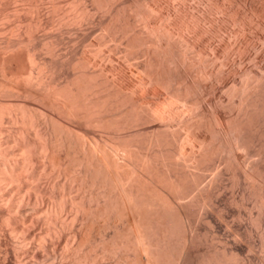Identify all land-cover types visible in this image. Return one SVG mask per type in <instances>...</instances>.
Instances as JSON below:
<instances>
[{"label": "bare ground", "instance_id": "6f19581e", "mask_svg": "<svg viewBox=\"0 0 264 264\" xmlns=\"http://www.w3.org/2000/svg\"><path fill=\"white\" fill-rule=\"evenodd\" d=\"M48 1L52 7L51 12L60 6L58 0ZM75 1L72 0L73 3ZM79 2L81 4V1L75 3ZM10 3L14 15L19 12L18 0H0V13L6 11L1 18H9L7 11ZM82 3L83 6L77 9L73 6L74 10L71 12L63 11L53 19L52 24L56 27L72 24L76 26L74 28H81L86 23L93 22V17L96 20L94 13H101V18H97L99 20L95 23L103 29L99 30L104 31L103 43L107 41L106 38L112 42L120 41L124 45L122 50L126 51L125 54L133 56L131 48L138 42L137 55L144 57V60L138 65L141 76H138L139 80L135 84L144 91L137 88L136 92H142L137 99L130 96L136 89L135 86L130 89L132 93H128L129 95L126 94L125 87L126 93L124 92V83L122 85L120 82L122 76H119L122 66L117 71L118 75L111 74L110 69L105 74L103 69L92 71V66L85 65L87 58L85 63L68 58L69 62L59 59L54 61V65H47L37 54L39 45L43 44L46 52L54 54L60 42L38 38L43 42L31 43L36 36L32 35L34 29L30 30L33 27L30 22H27L30 27L25 26L32 35L28 36L30 40L27 43L17 36L14 40L7 39L0 32V264H182L195 234L191 225L192 217L185 210L189 207L184 206L191 202L194 204L191 206L208 211L211 209L213 198H216L214 196L218 198L223 192H219L223 185V167L233 166V153L245 150L247 161L243 159V163L237 165L239 172L234 170L235 167H232L234 171L230 169L229 172H234L237 183L240 178L244 180L247 194L256 199L254 202L257 201L260 207L264 205L263 60L260 61L259 58L256 61L258 58L253 57L256 70L243 71L239 82L233 83L231 87L227 86L230 100L228 98L229 104L225 108H230L229 116L225 118L221 115L223 113L218 114L217 112H222L218 110L220 108H216L218 111L212 109V113H209L211 107L216 106H211L210 109L207 106L218 99H213L215 93L212 91L213 100L206 97L210 93L205 82L212 78L209 81L212 83L208 82V90L211 88L216 92L219 88L216 90L215 83H218L222 70L211 68V57L215 53L208 56L210 65L206 64V57L201 58L203 49H200L196 39L201 35L202 40L203 32L219 37L222 40L220 48L213 46L215 38L210 36L213 39L210 42L208 37V46L211 48L208 47V51L219 52L221 49L225 51L234 48L235 42L232 43L231 37L242 35L243 39L240 38L246 42L245 48L261 51V41L264 40L257 43L253 37L264 30V0H85ZM39 5L38 3L35 8L38 15L36 25L40 27L43 25V13ZM71 5L73 4L69 5V9L72 8ZM20 12L22 13L21 10ZM19 26L23 27V24ZM15 29L20 31L18 26ZM14 34L16 32L12 35ZM94 34L92 36L95 37ZM208 40L206 37L207 42ZM202 43L206 44L203 41L199 45ZM235 44L234 49L238 46L240 50L243 46ZM24 47L29 49V54H26L28 57L23 55ZM116 47L117 45L110 49L114 51L118 48ZM175 47H179L181 51L175 52L178 50ZM43 48L40 47L42 52ZM24 57L28 58L29 67ZM134 63L133 61L132 64ZM172 67L177 73H171L174 76L170 77ZM187 69L196 74L194 79ZM110 71L111 77L106 76ZM200 78H203L202 83L205 80L204 84L200 83ZM200 84L207 87V92L202 91L208 94H203L197 105V97H191V92L196 90L195 87H200ZM160 88H164L166 94ZM170 96H177L183 103V108L190 110L187 117L183 118L185 115H182L179 118L180 127L176 129L181 128L183 132L173 130L174 133L177 131L176 134L172 132L175 135L173 137L168 134L170 131L164 130L169 135L167 141L175 144H168L173 148L167 145L170 151L166 146L163 148L167 142H164L167 138L164 136L165 132L163 136L166 138L163 139L159 128H153L146 143L144 142L146 149L143 144H139L137 134L142 132L144 125L154 122L155 118H159L161 125H167L168 119H174L172 111L171 118L165 116L163 111L164 100ZM206 108L209 109L208 115H212L213 123H209L210 119L207 120ZM183 110L178 113L184 114ZM176 116L175 119L179 117ZM176 122L179 126V122ZM169 124L171 125L170 122ZM207 127H211L210 130L215 134L216 143L207 141L201 135L203 132L198 131L201 128L205 131ZM208 171L212 173L211 178L208 177V174L211 175ZM44 176L50 178L46 181L48 187L42 185L41 178ZM206 178H209L207 182ZM165 191L170 195L174 193L171 201L168 200L170 195L167 196ZM165 194L167 200L164 198ZM186 198H190L186 200L187 204L184 203ZM245 198L241 197L239 201ZM199 215L201 217L200 213ZM253 216L250 219L257 225L259 220ZM173 244L179 251H175L174 257L170 255ZM223 251L225 250L222 249ZM232 255L224 253L221 256L223 259L219 261L218 258L221 257L214 259L213 255L212 262L239 264V257Z\"/></svg>", "mask_w": 264, "mask_h": 264}, {"label": "rangeland", "instance_id": "374dc122", "mask_svg": "<svg viewBox=\"0 0 264 264\" xmlns=\"http://www.w3.org/2000/svg\"><path fill=\"white\" fill-rule=\"evenodd\" d=\"M10 1V0H9ZM19 1V3H20V9H19V12H20V10L22 11V13L20 12H18V13H16L15 15H14V11H12V4L10 3L9 5L10 6H8V11H7V13L9 14L8 16H9V18L8 19H3V18H1L3 15L2 14H4L6 11H4V12H1L0 13V23L2 24V27H1V24H0V32H1V35L3 34V37H6L7 39H11V40H14V39H16V36H17V38H23V40L25 39V43H27V42H29V40H30V37H28V36H31L32 37V35L33 36H36V37H34V38H32L33 39V41H31V43L33 42V44L34 43H36V42H40V41H42L43 39H47L46 41H48V42H51L50 40H52V41H54V40H58V42H60V46H59V43H58V45H57V47H58V49H56V51H55V53L54 54H49V52H46L45 51V48H43L42 46H43V44L41 45H39V48L37 49V54H38V56H39V58H41V60L42 59H44V61H46V63H47V65H54V61L55 60H59L60 59V61L62 60V61H64V62H66L67 60V62H69L70 60H80L81 62H83V63H85L84 61H86V58H87V61H86V63H85V65L87 64V66H92L91 68L89 67V69H91L92 71L95 69V71L97 72V71H99V69H100V71H101V69H103V71H104V74L105 73H107L108 72V70L110 69V70H112V73H111V71L108 73V75L106 74V76H109V77H111V74H118L119 75V73H121L119 76L121 77H119L120 78V82L122 83V85H123V83H124V85H123V90H124V92L126 91L125 89H127V93L126 94H130V92H131V90L130 89H133V86H137L135 83L139 80V77L138 76H141V70H140V68L138 67V65L141 63L140 61H142V60H144L143 58L144 57H141V55H137V52H138V42L137 43H135L133 46H132V48H131V50H132V52H134V57L132 56V55H127V54H125L126 53V51L125 50H122V49H124L123 47H124V45H121L122 43L120 42V41H114L113 40V42H115V43H113L112 42V40L110 41V40H108V38H106L107 39V41L105 40L104 41V43H103V40L105 39L104 37H103V35L104 34H102V33H104V31H101V30H103L101 27H100V25H97L98 23H95L96 21H98L101 17V13H99V15H98V12L97 13H94L93 15H95V18L97 17V18H99L98 20H97V18H96V20H94V17H93V22H89V23H86L85 25H83V26H81V28L80 27H78V28H74V27H76V26H73L72 24H65L64 26L62 25V26H58V27H56L55 26V24H52V21H53V19L54 18H57V16L59 15V14H62L63 13V11H72V10H74V8H73V6L75 7V9H77V8H79V7H82L81 6V4H83L82 2H84V1H82V0H76L75 2H78V1H81V4H80V2H79V4L78 3H73L72 2V0H70V1H68V0H58L59 1V7H58V9L56 10V11H52L51 12V10H52V7H51V5H50V3H49V1L48 0H18ZM21 1V2H20ZM62 1V2H61ZM66 1V2H65ZM67 1H68V3H67ZM24 4H23V3ZM32 2V3H31ZM35 2V3H34ZM40 4L39 5V8H41L42 9V15H41V21H42V26H37L36 25V23H38L37 21H38V15H37V11H36V5H38V3ZM63 4H61V3ZM37 3V4H36ZM87 3H89L88 5H90V2H87ZM36 4V5H35ZM67 4V5H66ZM70 4H73V5H71V7L73 8H71V9H69V5ZM22 5H23V8H22ZM35 5V6H34ZM63 7H62V6ZM76 5V6H75ZM77 5H79V6H77ZM68 6V7H67ZM32 7H34V8H32ZM51 7V8H50ZM62 7V8H61ZM89 7H91V6H89ZM22 8V9H21ZM61 8V9H60ZM66 8V9H65ZM28 9H29V11H28ZM34 9V10H33ZM26 12H25V11ZM32 10H33V12L35 13H33L32 12ZM60 12H59V11ZM62 10V11H61ZM12 11V12H11ZM65 11V12H66ZM10 12V13H9ZM54 12V13H53ZM59 12V13H58ZM93 12V11H92ZM28 15H27V14ZM52 13V14H51ZM55 13H56V15H55ZM18 14V15H17ZM33 14V15H32ZM97 14V15H96ZM101 14V15H100ZM20 15V16H19ZM56 16V17H55ZM16 17V18H15ZM45 17V18H44ZM14 18V19H13ZM31 18H34V19H31ZM18 19V20H17ZM2 20V21H1ZM26 20V21H25ZM4 21V22H3ZM6 22V23H5ZM22 22V23H21ZM27 22H30L31 24H30V26H33V27H30L29 26V23H27ZM35 22V23H34ZM168 22V21H167ZM17 23V24H16ZM24 23H25V25H24ZM27 23V24H26ZM19 24L21 25V24H23V27L22 26H19ZM90 25V26H87V25ZM54 25V26H53ZM57 25V24H56ZM70 25H72V26H70ZM92 25V26H91ZM94 25V26H93ZM96 25V26H95ZM14 28H13V27ZM15 26H18L19 28H20V31L18 32V30L17 29H15ZM25 26H28V27H30L31 29V31H32V29H34L33 31L35 32V34H34V32L32 31V35H31V32H29L30 30H29V28L28 27H26L25 28ZM35 26H37V27H39V29L37 28V27H35ZM43 27V28H42ZM46 27V28H45ZM52 27V28H51ZM54 27V28H53ZM64 27V28H63ZM95 27V28H94ZM233 28H235L234 26H232ZM23 28H25V29H23ZM37 28V29H36ZM56 28V30H54ZM59 30H58V29ZM68 28H70V29H68ZM73 28V29H72ZM92 28V29H91ZM101 28V30H99ZM7 29V30H6ZM10 29V30H9ZM12 29V30H11ZM22 29V30H21ZM43 29V30H42ZM45 29V30H44ZM48 29V30H47ZM66 29H67V31H66ZM76 29V30H75ZM77 29H79V30H77ZM81 29V30H80ZM83 29H85V30H83ZM94 29H95V31L97 32H95L94 31ZM97 29V30H96ZM4 30V31H3ZM9 30V31H8ZM17 30V31H16ZM62 30V31H61ZM88 30V31H87ZM8 31V32H7ZM13 31V32H12ZM49 31H51V32H49ZM55 31V32H54ZM58 31V32H57ZM66 31V33L64 34V32ZM69 31V32H68ZM83 31V32H82ZM93 31V32H92ZM6 32V33H5ZM14 32H16V34H14V35H12ZM17 32L19 33V34H17ZM71 32V33H70ZM86 32V33H85ZM88 32V33H87ZM261 32V33H260ZM259 32V34H260V36H258L259 34H257V36L256 35H254V39L256 40V42L257 43H260V41L261 40H264V36H263V34H264V30H262V31H260ZM4 33H5V35H4ZM27 35H26V34ZM30 33V34H29ZM51 33H52V35H51ZM55 33V34H54ZM92 33L95 35V37L94 36H92ZM204 33V32H203ZM202 33V40H201V38H200V36H198V38H196L195 40L197 41V42H199V43H197L198 44V46H201V48L200 49H203V50H201L202 51V53H203V55H201V58H203L204 57V59H205V57H206V64L208 65L209 64V62L211 61L210 60V56H212V54L213 53H215V54H213V55H215L214 57H211V59H212V61H213V58H214V61L212 62L213 63V65H212V63L210 62V64H211V68H215V70H218V71H220V70H222L220 73H221V76H220V78L218 77V83H215V85H217V88H216V92L215 91H213L211 88H210V90H208L209 89V87H210V84L209 83H212V82H209L210 80L212 81V78H210V80L208 79H206V78H204V79H206L207 80V82H205L206 84V86L208 85V89H207V87L204 85H202V84H204V81H203V83H202V80H203V78L201 79H199V81H200V83H202V84H200V87L198 86V87H195L196 88V90H194V91H196V92H194V91H192L191 92V97H193V98H196L197 99V105L199 104V100H201V97H202V95L204 94H208V93H210V94H208V96H206L209 100H210V98L212 99V97L214 96L213 94H211V92L210 91H212V93H215V98L213 97V99H218L217 101L216 100H214V101H211V103L212 102H214V103H212V105H209V106H207L209 109H210V107L211 106H216V107H211V109L208 111L207 110V108L205 109L206 111H205V114L208 116V121H209V119H210V121H209V123L211 122V123H213V121H211V118H212V115L210 114V115H208L209 113H212V109L213 110H215V111H218V110H220V111H222V112H217L218 114H220V113H223V114H221V115H223V117H227V116H229L230 114L229 113H231V112H229L230 111V108H225V106H227L229 103H227V102H229V100H230V93H229V87H227V86H230V85H233V83H236V82H239L241 79H242V77L243 76H241V75H243V71H246V70H250V69H252V70H256V65H255V62L257 61V60H260L259 58H261V60L260 61H262L263 60V62H261L262 63V65L264 64V41H261V51L259 50V51H252L251 49H249V48H245V43L246 42H243V37H242V35L240 36L239 35V37H231V41H232V43H240L241 44V46H242V44H243V48L241 47V49L239 50L238 49V46H237V48L236 49H234L235 47H236V44L234 43V48L232 47L230 50H223V49H221L219 52H213L212 50L210 51H208V45H209V43L210 42H213V46H216V47H218L219 46V48L222 46L221 44H222V40L219 38V37H213V36H211L210 34H208L209 32H207V34H205V35H207V36H205L204 34ZM78 34V35H77ZM81 34V35H80ZM85 34H87V35H85ZM97 34H99V35H97ZM256 34V33H255ZM7 35V36H6ZM22 35V36H21ZM26 35V36H25ZM58 35H60V36H58ZM64 35H65V37H64ZM85 35V36H84ZM97 35V36H96ZM102 35V36H101ZM39 36V37H38ZM52 36V37H51ZM55 36V37H54ZM81 36V37H80ZM83 36V37H82ZM87 36V37H86ZM100 36V37H99ZM213 37V38H215V40H213L211 37ZM256 36V37H255ZM15 37V38H14ZM86 37V38H85ZM206 37H207V40L209 39L208 37H210V39H211V41L209 42V40H208V42L206 41ZM242 39H241V38ZM38 38L40 39H42V40H38ZM53 38V39H52ZM56 38V39H55ZM80 38V39H79ZM91 38V39H90ZM100 38V39H99ZM101 38H102V41H101ZM239 38V39H238ZM247 38H249L248 36H247ZM252 38V37H251ZM252 38V39H253ZM261 38V39H260ZM88 39H90L89 41H88ZM100 41H99V40ZM235 39H236V41H235ZM245 39V38H244ZM35 40V41H34ZM86 40V41H85ZM97 40V41H96ZM201 40V41H200ZM213 40V41H212ZM27 41V42H26ZM43 41H45V40H43ZM42 41V42H43ZM110 41V42H109ZM206 42V44L205 43H202L201 45H199L201 42ZM239 41V42H238ZM245 41V40H244ZM90 42V43H89ZM95 42V43H94ZM101 42V43H100ZM106 42V43H105ZM82 43V44H81ZM104 45H103V44ZM119 43V44H118ZM208 43V44H207ZM217 44V45H214V44ZM68 44H70V45H68ZM90 45V46H88V45ZM205 46H204V45ZM212 44V43H211ZM240 44H238V45H240ZM63 45V46H62ZM72 45H73V47H72ZM83 45H84V48H83ZM85 45H86V47H85ZM101 45V46H100ZM108 45H109V47H108ZM111 45H117V49L116 50H114V51H112L111 49H110V47H112V49H114V46H111ZM67 46V47H66ZM95 46H97V47H95ZM207 46V47H206ZM28 47H29V44H28ZM40 47H41V49L43 48V52H42V50L40 49ZM56 47V48H57ZM72 47V48H71ZM101 49H99V48ZM107 47V48H106ZM137 47V48H136ZM27 48V47H26ZM25 47H24V49H23V51H24V54L23 55H25V57H28L27 55L29 54V53H27V52H29V49L27 50ZM88 49V50H86V49ZM90 48H91V50H90ZM94 48V49H93ZM171 48H172V46H171ZM173 48H174V46H173ZM176 49H178L179 47H175ZM199 48V47H198ZM263 48V49H262ZM68 49V50H67ZM134 49V50H133ZM205 49V50H204ZM209 49H211L210 47H209ZM238 49V50H237ZM71 50V51H70ZM78 50V51H77ZM93 50H95L94 51V53H93ZM112 51L111 52V54H110V51ZM174 50V49H173ZM223 50V51H222ZM247 50V51H246ZM41 51V52H40ZM76 51V52H75ZM117 51V52H116ZM118 51L120 52V53H118ZM180 52L181 50L180 49H178V50H175V52ZM46 52V53H45ZM59 52H60V54H59ZM63 52V53H62ZM75 52V53H74ZM114 52V55L115 54H117L116 56H114L112 53ZM223 53L222 55H221V53ZM237 52H239V53H237ZM244 52V53H243ZM254 52H256V56H255V54H254ZM40 53V54H39ZM72 53H74V54H72ZM81 53V54H80ZM87 53V54H86ZM218 53H219V55H218ZM251 53V54H250ZM27 54V55H26ZM45 54V55H44ZM49 54V55H48ZM59 54V55H58ZM79 54H80V56H79ZM85 54V55H84ZM100 55V57H99V55ZM106 54V55H105ZM176 54H178V53H176ZM211 54V55H210ZM235 54V55H234ZM238 54V55H237ZM242 54H244V56H242ZM248 54V55H247ZM44 55V56H43ZM56 55V56H55ZM70 55V56H69ZM72 55V56H71ZM75 55V56H74ZM111 57H110V56ZM112 55H113V57H112ZM122 56V58H121V56ZM226 55V56H225ZM242 57H241V56ZM254 55V56H253ZM41 56V57H40ZM50 56V57H49ZM54 56V57H53ZM59 56V57H58ZM60 56H61V58H60ZM69 56V57H68ZM79 56V57H78ZM107 56V57H106ZM124 56V57H123ZM126 56H127V58H126ZM138 56H140V57H138ZM209 56V57H208ZM218 56V57H217ZM235 56V57H234ZM248 56H250V57H248ZM257 56H259V57H257ZM25 57H24V59H25ZM45 57V58H44ZM64 57V58H63ZM78 57V58H77ZM243 57H245V58H243ZM253 57H255V58H258V59H256V61H254L255 60V58L253 59ZM58 58V59H57ZM67 58V59H66ZM70 60H69V59ZM108 58V59H107ZM114 58V59H113ZM131 58H133V59H131ZM135 58H137V60L135 59ZM138 58H141V59H138ZM209 58V59H208ZM235 58V59H234ZM27 59V60H26ZM25 60H26V65L28 66L29 64H27V62L29 63V60H28V58H26ZM50 59V60H49ZM53 59V60H52ZM84 59V60H83ZM89 59V60H88ZM91 59V60H90ZM101 59V60H100ZM112 59H113V61H112ZM128 59V60H127ZM129 59H130V61H129ZM228 59V60H227ZM240 59V60H239ZM242 59H243V62H242ZM246 59V60H245ZM251 59V60H250ZM49 60V61H48ZM66 60V61H65ZM96 62H95V61ZM104 60V61H103ZM110 60V61H109ZM136 60V61H135ZM139 60V61H138ZM196 61H197V59H195ZM201 60H203V59H201ZM210 60V61H209ZM218 60V61H217ZM224 60V61H223ZM248 60V61H247ZM52 63H51V62ZM133 61L135 62L134 64H132L133 63ZM200 61V60H199ZM216 61V62H215ZM237 61V63H235ZM241 61V62H240ZM246 61V62H245ZM252 61V62H251ZM111 62H112V64H111ZM129 62V63H128ZM138 64H137V63ZM203 62V61H202ZM224 62V63H223ZM234 62V63H233ZM250 63V64H248V63ZM50 63V64H49ZM120 63V64H119ZM196 63H199V62H196ZM201 63V62H200ZM199 63V64H200ZM252 63L254 64V65H252ZM110 64V65H109ZM123 64V65H122ZM209 64V65H210ZM216 64H217V66H216ZM219 64H221V65H219ZM234 64V65H233ZM236 64V65H235ZM112 65H114L115 67H113ZM132 65V66H131ZM136 65V66H135ZM223 65V66H222ZM227 65V66H226ZM237 65H238V68H237ZM251 65V66H250ZM97 66V67H96ZM105 66V67H104ZM122 66V67H121ZM127 66V67H126ZM226 66V67H225ZM243 66V67H242ZM255 66V67H254ZM29 67V66H28ZM101 67V68H100ZM120 67L122 68L121 69V72H119L120 71ZM126 67V68H125ZM174 67V66H173ZM173 67H172V72L170 71V74L171 73H173V74H175V73H177V71H173ZM219 67H220V69H219ZM222 67H224V69H222ZM233 67H235V68H233ZM249 67V68H248ZM115 68H117V69H115ZM135 68V69H134ZM218 68V69H217ZM231 68V69H230ZM241 68V70H239ZM255 68V69H254ZM96 69H98V70H96ZM116 71H115V70ZM127 69H128V71H127ZM131 69V70H130ZM236 69V70H235ZM238 69V70H237ZM245 69V70H244ZM114 70V71H113ZM138 70H140V72L138 71ZM174 70H178V69H175L174 68ZM228 70V71H227ZM102 71V72H103ZM106 71V72H105ZM117 71L119 72V73H117ZM187 71H188V73H190V76L194 79V77H196V74L193 72L192 73V71L193 70H189V69H187ZM224 71V72H223ZM226 71V72H225ZM238 71V72H237ZM240 71H242V73L240 72ZM114 72H116V73H114ZM126 72V73H125ZM135 72V73H134ZM138 72V73H137ZM230 72V73H229ZM234 74H233V73ZM111 73V74H110ZM232 73V74H231ZM235 73H236V75H235ZM135 74V75H134ZM173 74H171V75H169L170 77L173 75ZM192 74V75H191ZM237 74L239 75V76H237ZM130 75V76H129ZM234 75L236 76V77H234ZM174 76V75H173ZM133 77V78H132ZM221 77L223 78L222 80H224V81H222L221 80ZM236 78V79H235ZM128 79V80H127ZM131 79V80H130ZM216 79V78H215ZM227 79V80H226ZM238 79H240V80H238ZM134 80V81H133ZM217 80V79H216ZM132 83H131V82ZM215 81V80H214ZM128 82V83H127ZM209 82V83H208ZM217 82V81H216ZM220 82H222L221 84H220ZM224 82V83H223ZM228 82V83H227ZM226 83H227V85H226ZM223 84H224V86H223ZM202 85V86H201ZM226 85V86H225ZM197 86V85H196ZM219 86V87H218ZM222 86V87H221ZM124 87H125V89H124ZM134 87V88H135ZM201 87H204V88H201ZM206 87V88H205ZM213 89H214V86H211ZM224 87V88H223ZM231 87V86H230ZM141 89L139 86L138 87H136V89L135 90H133L132 92L134 93V91L136 92L138 89ZM199 88H201V89H199V90H201V91H199L198 89ZM228 88V89H227ZM161 89V91L164 93V94H166V90L164 89V88H160ZM205 89H207V91H208V93H206L207 91L205 90ZM130 90V91H129ZM202 90H205L206 92H204V91H202ZM215 90V89H214ZM140 91V90H139ZM141 91L143 92L144 90H142L141 89ZM226 91V92H225ZM131 92V93H132ZM142 92H140V93H142ZM201 92V93H200ZM131 94L130 96H133L134 97V99H137V97L139 96V92H136V93H134V94ZM195 93V94H194ZM229 93V94H228ZM128 94V95H129ZM198 94H201V96L199 97L198 96ZM220 96H219V95ZM150 95H152L151 93H150ZM193 95V96H192ZM197 95V96H196ZM203 95V96H204ZM211 95H213V96H211ZM209 96H211V97H209ZM224 96V97H223ZM229 96V97H228ZM222 97V98H221ZM193 98H191V99H193ZM224 98V99H223ZM228 98H229V100H228ZM171 99V100H170ZM196 99H195V101H196ZM208 99H206V101H208ZM212 99V100H213ZM221 99V100H220ZM194 100V99H193ZM193 100H191V101H193ZM220 100V101H219ZM223 100V101H222ZM224 100H226V102L224 101ZM194 101V102H195ZM194 102H191V103H194ZM220 102V103H219ZM224 102V103H223ZM28 103H30V101H28ZM196 103V102H195ZM43 105V104H42ZM183 105V103L181 102V100H179V98L177 97V96H174V97H171L170 96V98L169 99H166V100H164V103H163V111L165 112V116H168V118L170 117H172L171 115H172V112H173V115H174V119H168V121H167V125H164V123H162L163 125H161V123H160V121H159V118H155L156 119V121H155V119H154V122H155V124H153L154 122L152 121V123H149V125H148V123H147V125H144V127H143V129H142V132L140 133V134H137L136 136L138 137L137 138V140L139 141V144H143V146H145L146 144V139H147V137H148V134L150 133V131H152V130H154L153 128H159V132L160 133H162V136H163V133L165 132V134H166V131L167 132H171V133H168L169 135H171V136H175L174 134H176L177 133V131L174 133L173 132V130H178V132H183V129H181V128H178V129H176L177 127H180V119L179 118H181L182 117V115H185V116H183V118H185V117H187L189 114H190V110L189 111H187V107H185V108H183L184 107V105ZM194 105V104H193ZM197 105H195V106H197ZM218 106V107H217ZM43 108V110H45L44 109V106H42ZM176 107H177V109H176ZM178 107H180L179 109H178ZM224 107V108H223ZM228 107V106H227ZM215 108V109H214ZM216 108H220V109H216ZM222 108L223 109H225V110H222ZM48 109V108H47ZM174 111H173V110ZM181 109L183 110V109H185L186 111L184 112V110L182 111V112H184V114L183 113H178L179 111H181ZM229 109V110H228ZM167 110L169 111V112H171V114L169 113V112H167ZM227 110V111H226ZM177 111V112H176ZM207 111L209 112V113H207ZM55 112V111H54ZM135 112V111H134ZM176 112V113H175ZM136 113H137V110H136ZM166 113H168L169 115H167ZM177 115V116H179V117H177L175 114ZM189 113V114H188ZM215 113V112H214ZM216 113V114H217ZM178 114H180V115H178ZM226 114H228V115H226ZM226 115V116H225ZM175 116L177 117L176 119H175ZM206 116V117H207ZM210 116V117H209ZM176 121H178L179 122V126H178V123L176 122ZM64 122V121H63ZM157 122H159V123H157ZM169 122L171 123V125L169 124ZM173 123H175L176 124V126H175V124H173ZM159 124H160V126H159ZM168 124H169V126H168ZM173 124V125H172ZM143 126V125H142ZM142 126H140V127H142ZM159 126V127H158ZM163 126V127H162ZM212 126H213V124H212ZM175 127V128H174ZM213 127H215V126H213ZM162 128H163V130H162ZM210 128L211 127H209V129H208V127H207V131L205 130V131H203L202 130V128H201V130H198V131H200V132H203L201 135H203V137H205V138H207V141H210V142H215L216 143V136H215V134L214 133H212V130H210ZM148 129H150V130H148ZM165 129H167L166 131H164ZM169 129V130H168ZM172 129V130H171ZM180 129V130H179ZM204 129V128H203ZM146 130H148L147 132H146ZM162 130V131H161ZM209 130H210V134H209ZM158 131V130H157ZM144 132V133H143ZM146 132V133H145ZM174 134H173V133ZM186 132V131H185ZM147 134V135H146ZM164 134V136H168L169 137V135H165ZM173 134V135H172ZM209 135V136H208ZM163 136V139H165L166 137H164ZM171 136H170V138H171ZM146 137V138H145ZM166 138V140H164V142H166L167 141V139H169V138ZM173 137L171 138V139H173ZM141 139H143V140H141ZM170 139V140H171ZM145 140V141H144ZM174 141V140H173ZM145 142V143H144ZM170 142V143H169ZM174 142H172V141H167L163 146V148L165 149V146L171 151V149L169 148L170 146H172V145H168V144H173ZM145 144V145H144ZM169 147H168V146ZM175 144H173V146H174ZM142 146V145H141ZM173 146L171 147V148H173ZM191 146V145H190ZM188 147H189V145H188ZM143 148V147H142ZM145 148H146V146H145ZM166 148V149H167ZM140 150H141V148H139ZM147 149V148H146ZM167 149V150H168ZM144 150V149H143ZM142 150V151H143ZM145 151V150H144ZM241 151H243V152H241ZM240 152L238 151L237 153L235 152V154L233 153V155L230 153V156H231V158H232V162H233V168H234V170L235 171H238L239 169L237 168L238 166L237 165H241L242 163H243V159L244 160H246V151L245 150H241ZM241 153V154H240ZM243 153V154H242ZM239 155V156H238ZM233 156H235V157H237V158H235V157H233ZM245 156V157H244ZM238 158H239V160H238ZM254 158V157H253ZM251 159V158H250ZM238 160V161H237ZM242 160V161H241ZM247 161V160H246ZM238 162V163H237ZM242 162V163H241ZM237 163V164H236ZM206 164V163H205ZM235 164H236V166H235ZM224 166V165H223ZM228 168V167H223L224 169V172H222V175L221 176H223L222 178H221V181H222V183H221V187H222V189H221V187H220V190H219V192H221V191H223L221 194L218 192V194H220V195H218L219 197L217 198V196H214V197H216V198H213V206H214V204H215V206H214V208H213V206L212 207H210L211 209H209V211L208 210H205V209H202V208H200V207H198L197 208V206H191V205H194V204H191V202H190V204L188 203V205H190V206H184V208H187V207H189V209L187 208V209H185L186 210V212H187V214L189 213L190 215H188L190 218H191V225H192V228L194 227V235H193V240H192V242L191 243H189V245H188V247H187V250H186V252H185V255H184V257H183V261H182V264H212V263H214V264H217L216 262H212L213 261V257H214V259H217L218 257H221L222 255H224V253H226L228 256L229 255H236L237 256V260H240V261H238V262H240L239 264H243V262L245 263V264H264V205L263 206H259L258 204H257V201H255L254 202V200H256L253 196H250L249 194H247V192H248V189H247V186L243 183V179H241L240 178V182H238L237 183V177L236 178H234V172H229V170L230 169H232L233 170V168ZM225 168H228V169H226L225 170ZM238 169V170H237ZM231 170V171H232ZM233 170V171H234ZM208 172H210V171H208ZM226 172H228V174L226 173ZM239 172V171H238ZM207 173V172H206ZM206 173H205V176H207L206 175ZM211 173V172H210ZM208 174V173H207ZM232 174V175H231ZM209 176L208 177H210L211 178V176H212V173H211V175L210 174H208ZM232 176V179H230L231 178V176ZM238 176V175H237ZM234 178V179H233ZM50 178L49 177H47V176H44V177H42L41 178V182H42V185H43V187H48V184H47V180H49ZM207 179H209V178H206V181L205 182H207ZM224 179V180H223ZM243 180V181H242ZM236 181V182H235ZM242 181V182H241ZM204 182V183H205ZM234 182V183H233ZM231 183V184H230ZM241 184V185H240ZM244 184V185H243ZM226 185V186H225ZM237 185V186H236ZM232 187H233V189H232ZM236 187V188H235ZM160 189V188H159ZM246 189V190H245ZM52 191V190H51ZM162 191V190H161ZM233 191V192H232ZM244 191V193H242ZM246 191V192H245ZM166 192V191H165ZM164 192V193H165ZM241 192V193H240ZM163 193V194H164ZM167 193V196H168V194L170 195V193H168V192H166ZM172 193V192H171ZM246 193V194H245ZM245 194V195H244ZM174 195V193L172 194V195H170V198H168V200L169 201H171V196H173ZM217 195V194H216ZM247 195V196H246ZM188 197H190V196H188ZM187 197V198H188ZM234 197V198H233ZM241 197H243V198H245V197H247L248 198V200H247V198H245L244 200H242V201H239V200H241ZM166 200H167V197H166V194H165V197H164ZM185 199V201H184V203L186 202V200H189V199ZM240 198V199H239ZM215 199H216V201H215ZM236 199V200H235ZM238 199V200H237ZM232 200V201H231ZM233 200L235 201V202H233ZM238 201V202H237ZM188 202V201H187ZM242 202V203H241ZM253 202H254V204H253ZM185 204H187V203H185ZM235 204V205H234ZM242 204V205H241ZM256 204V205H255ZM239 205V206H238ZM241 205V206H240ZM256 206H257V208H256ZM194 210V211H193ZM200 212H199V211ZM197 211V212H196ZM204 211H206V212H204ZM193 212V213H192ZM240 212V213H239ZM251 212L253 213V214H251ZM195 213V214H194ZM199 213L201 214V217H204V218H201L200 217V215H199ZM203 213V214H202ZM207 213V214H206ZM192 214V215H191ZM240 214H241V216H240ZM251 214V215H250ZM194 215V216H193ZM197 215H198V217H200V218H198L197 217ZM203 215V216H202ZM254 215V216H253ZM251 216H253V217H257L258 218V224L257 225H254V223H253V220L252 219H250L251 218ZM196 217V218H195ZM220 219H219V218ZM249 218V219H248ZM221 219H222V221H221ZM260 219H261V221H260ZM223 221H224V223H223ZM260 222V223H259ZM225 224H227L226 226H225ZM221 225V226H220ZM220 226V227H219ZM224 227H226V228H224ZM259 228V229H258ZM178 229V228H177ZM226 229V230H225ZM258 231H257V230ZM261 229V230H260ZM196 231V232H195ZM177 232V231H176ZM178 232H180L179 231V229H178ZM236 237V238H235ZM237 241H236V240ZM236 241V242H235ZM215 244H216V247H215ZM226 244V245H225ZM240 244V245H239ZM177 246H178V244H177ZM217 246H218V249H217ZM220 246V247H219ZM224 248H223V247ZM222 247V248H221ZM226 247H228V248H226ZM174 248L176 249V248H178V247H176V246H174V244L172 245V248H171V250H172V252H171V256L172 257H174V253H175V251H178L177 249L176 250H174ZM216 251H215V250ZM221 249V250H220ZM222 249L223 250H225V251H223L222 252ZM229 249V250H228ZM212 250V251H211ZM214 250V251H213ZM218 250V251H217ZM220 250V251H219ZM228 251V252H227ZM179 252V251H178ZM220 252V253H219ZM221 252L223 253L222 255H221ZM213 253H216V254H220V256H218V255H216V254H213ZM228 253H230V254H228ZM236 253V254H235ZM208 254V255H207ZM214 255V256H213ZM232 255V256H233ZM212 256V257H211ZM204 257V258H203ZM211 257V258H210ZM223 257V256H222ZM218 258V261L219 260H221V259H223V258ZM205 258H206V260H205ZM207 259H208V262H207ZM210 259H212V260H210ZM242 259V260H241ZM206 261V262H205ZM211 261V262H210ZM216 261V260H215ZM242 261V262H241ZM221 262V261H220ZM219 262V263H220ZM221 263H223V262H221Z\"/></svg>", "mask_w": 264, "mask_h": 264}]
</instances>
